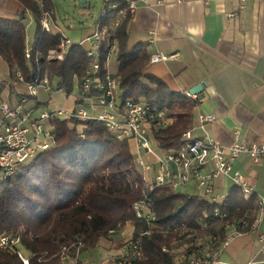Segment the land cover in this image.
Segmentation results:
<instances>
[{
    "label": "trees",
    "instance_id": "16d2710c",
    "mask_svg": "<svg viewBox=\"0 0 264 264\" xmlns=\"http://www.w3.org/2000/svg\"><path fill=\"white\" fill-rule=\"evenodd\" d=\"M17 1L20 10L16 17L0 16V60L8 67L10 90L24 86L15 95L18 100L28 98L25 107L36 110L48 102L29 95L25 82L47 76L51 92L71 93L77 79L75 103H80L76 96L94 58L85 45L73 41L66 46L63 59L50 57L51 52L61 51L62 33L43 29L41 22L47 16L50 25L55 24L54 1ZM125 8V0H104L106 14L94 22L103 36L99 75L109 71L107 57L115 45L119 105L131 99L164 109L171 122L153 128L152 137L160 148L177 150L184 143L182 134L193 127L200 94L193 100L186 92L172 91L147 71L151 54L146 46L138 43L128 48L133 14L127 13L113 26ZM28 15L36 23L32 44L27 40ZM28 43L30 57L25 53ZM18 71L23 83L16 76ZM7 82L0 80V91ZM48 122L52 145L39 149L13 174L0 173V236L20 237L18 245L0 248V264H24L19 249L27 251L29 264H59L65 246L80 244L84 253L102 239L119 241L128 225H132L133 239L141 251L131 264H185L195 255L211 259L222 249L231 229L247 233L256 227L259 205L255 193L246 198L233 185L222 201L213 202L199 193L175 192L168 186L149 188L134 164L129 140L116 137L101 121H76L53 113ZM138 209L143 213L138 215ZM146 214L154 218L147 219ZM178 248H182L180 253Z\"/></svg>",
    "mask_w": 264,
    "mask_h": 264
},
{
    "label": "crops",
    "instance_id": "0c3cea01",
    "mask_svg": "<svg viewBox=\"0 0 264 264\" xmlns=\"http://www.w3.org/2000/svg\"><path fill=\"white\" fill-rule=\"evenodd\" d=\"M136 10L129 22L128 48L143 43L152 55L170 56L150 63L147 71L167 83L172 91L189 92L200 82V102L195 107L193 126L199 113H213L216 120L207 127L209 136L223 145L236 141L264 139V0H135ZM241 4L244 5L241 8ZM17 0H0V16L16 17ZM235 12L236 16L229 13ZM55 25L62 31L56 17ZM81 41L91 34L79 29ZM2 65L6 66V71ZM109 70V67H108ZM117 68L111 74H116ZM0 80H11L7 65L0 60ZM21 85L9 91L16 101ZM7 99V98H6ZM239 130V134L235 131ZM197 135L203 133L196 131ZM208 165L206 169H211ZM253 187L255 195L264 197V158L253 162L242 155L233 164ZM234 185L230 176L221 175L215 187L226 195ZM264 232V216L247 233L233 229L228 243L214 255L210 264H264L259 234Z\"/></svg>",
    "mask_w": 264,
    "mask_h": 264
},
{
    "label": "built area",
    "instance_id": "2783aa9c",
    "mask_svg": "<svg viewBox=\"0 0 264 264\" xmlns=\"http://www.w3.org/2000/svg\"><path fill=\"white\" fill-rule=\"evenodd\" d=\"M125 1L126 8L119 12L113 26H117L127 13L133 14L136 10L135 0ZM240 7L243 8L244 5L241 4ZM105 14L106 10H102L101 16ZM229 15L236 16L237 14L231 12ZM41 24L47 31L53 29L47 16L44 17ZM57 31L62 33L61 51L57 53L58 59L61 60L66 46L72 41L63 33L62 29L59 28ZM102 39L101 27L94 23L91 34L79 42L86 46L87 54L93 57L94 61L83 80L80 93L76 96L80 99V103L76 104L74 100L72 110L47 109L44 106L32 110L25 107L28 101L26 97L16 101L0 97V173L3 176L13 174L22 162L34 157L39 149H47L52 145L53 135L48 121L50 116L55 113L76 121H101L116 137L127 139L129 142L133 141L136 148V152L133 153L134 164L149 188L168 186L171 190L178 192L180 187L190 186L203 197L218 202L222 201L225 195L218 192L215 181L221 175H228L234 185L241 188L244 197L248 198L252 195L253 187L241 172L233 170V164L242 155L249 157L253 162L263 159L264 139H243L230 145H223L207 133L208 125L216 120V115L199 113V124L182 134L184 143L181 148L171 151L160 148L152 137V129L168 126L171 119L166 115L164 109L150 102L129 99L119 105L118 79L110 71L103 77L99 75L98 58ZM31 49L32 47L28 43L25 51L27 57H30ZM114 51L115 45L111 47L109 56ZM169 57L155 53L151 55L150 63L164 61ZM16 76L20 82H24L21 72L18 71ZM24 85L27 93L34 97L39 95L40 88L49 95L51 93V83L47 76L39 80L25 82ZM186 95L193 100L198 99V94L186 92ZM197 130L203 134L197 135ZM235 132L239 134L240 131L236 130ZM149 157L153 158L154 162L147 160ZM208 165L212 166L207 170ZM148 175L151 179L148 178ZM258 205L259 216L255 225L264 216V197L258 198ZM142 213L140 209L137 210L138 215ZM145 216L147 219L154 218L149 214ZM230 237L231 235H228L223 247L228 243ZM259 240L261 244L259 251L264 255V232L259 234ZM19 243V236L8 234L0 236V248L14 247ZM122 245L119 253L103 259L99 264H131L140 257L139 242L133 239L132 232L126 235ZM18 255L24 264H29L22 249L18 250ZM212 259L214 256L207 259L195 255L185 264H210ZM59 264L93 263L83 258V250L79 244L65 246L60 253Z\"/></svg>",
    "mask_w": 264,
    "mask_h": 264
},
{
    "label": "rangeland",
    "instance_id": "374dc122",
    "mask_svg": "<svg viewBox=\"0 0 264 264\" xmlns=\"http://www.w3.org/2000/svg\"><path fill=\"white\" fill-rule=\"evenodd\" d=\"M55 4V17L59 19L64 27L65 31L63 33L68 36L71 41L79 42L73 40L75 37H80L79 29H89L93 26L95 20L100 16L101 11L104 7V0H53ZM49 20L52 22L51 18ZM27 40L30 44L33 42L35 21L32 16L28 15L25 19ZM54 30H59V27L55 24L51 25ZM85 31V30H84ZM58 52H51L52 58H57ZM118 62L116 60L115 51L112 52L108 59V67L111 72H114L117 68ZM3 70L6 71V66L2 65ZM54 84L57 83V78L53 79ZM17 86V85H16ZM15 86V87H16ZM24 87V86H23ZM79 90L78 80H74L73 90L71 93L65 91L59 92H45L42 88L39 90L38 98L42 102H48L46 106L47 109H57L62 110H72L74 107L75 95ZM8 88H6L2 94L1 98H8L10 96ZM132 153L136 152L135 145L133 141H130ZM147 160L154 162V159L149 157ZM148 178L151 179L148 175ZM180 192H186L189 194L198 193V191L190 186H184L179 188ZM132 225H128L121 234V239L119 241H111L109 239H102L99 245L94 248L87 250L83 253V258L85 260L91 261L93 264H99L103 259L115 255L120 252L123 246V241L126 235L132 232ZM182 248L177 249V253H180ZM23 255L28 256L27 251L23 250Z\"/></svg>",
    "mask_w": 264,
    "mask_h": 264
},
{
    "label": "water",
    "instance_id": "95a60500",
    "mask_svg": "<svg viewBox=\"0 0 264 264\" xmlns=\"http://www.w3.org/2000/svg\"><path fill=\"white\" fill-rule=\"evenodd\" d=\"M206 85L205 82H200L198 84H196L195 86H193L191 89H190V93L192 94H199L202 90V88H204Z\"/></svg>",
    "mask_w": 264,
    "mask_h": 264
}]
</instances>
